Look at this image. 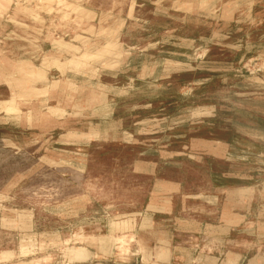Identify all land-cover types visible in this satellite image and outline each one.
<instances>
[{"label": "rangeland", "instance_id": "374dc122", "mask_svg": "<svg viewBox=\"0 0 264 264\" xmlns=\"http://www.w3.org/2000/svg\"><path fill=\"white\" fill-rule=\"evenodd\" d=\"M45 1L0 0V264H136L164 201L182 264L264 260V0Z\"/></svg>", "mask_w": 264, "mask_h": 264}, {"label": "crops", "instance_id": "0c3cea01", "mask_svg": "<svg viewBox=\"0 0 264 264\" xmlns=\"http://www.w3.org/2000/svg\"><path fill=\"white\" fill-rule=\"evenodd\" d=\"M151 207H154L152 210L153 212H149L147 214L148 218H143L142 223L143 225H146L147 228L157 229L154 244H146L143 239L140 241L145 243L141 244L138 241V236L135 235V239H137V243L139 244H131V249H136V253L140 256L137 258L136 264H182L184 263V258L180 255L181 254V244H177L175 241V238L173 236H170L167 231H161L159 225V218H166V217H173L172 212H168L169 209H171V205L164 201L163 204H150ZM154 205V206H152ZM252 212H244L243 214H232L230 211L227 213V220L221 219L223 222L219 225L209 224V227H212L213 229H226L227 233L232 234L238 227L237 225H240L241 223L243 226L247 225L248 217L251 216ZM239 218V222L236 223L234 220H231L230 218ZM229 218V219H228ZM162 220V219H160ZM241 222V223H240ZM240 223V224H239ZM152 225V226H151ZM208 227V225L206 226ZM141 229V227H140ZM204 230H201L203 233ZM196 244L195 254H192L187 260V262L191 264H264V260L261 261L259 257H249L248 254H245L242 250H237L235 248H230L227 250H223L224 248H228L230 246L224 244ZM206 247H212L215 248V251H211L208 253L204 252V249ZM79 249H83L84 256H82L81 261L82 263H88L91 258L89 256H86V254L89 253L90 248L89 247H78ZM201 250V252L199 251ZM88 251V252H87ZM117 251V248H116ZM135 253V254H136ZM13 264V263H12ZM22 264V263H18ZM95 264H128L124 261L123 258H121L120 254L117 253L115 260L112 262V260H99L96 261Z\"/></svg>", "mask_w": 264, "mask_h": 264}, {"label": "bare ground", "instance_id": "6f19581e", "mask_svg": "<svg viewBox=\"0 0 264 264\" xmlns=\"http://www.w3.org/2000/svg\"><path fill=\"white\" fill-rule=\"evenodd\" d=\"M42 1H45V0H42ZM50 1V0H49ZM74 1V0H73ZM46 2V1H45ZM46 5V4H45ZM52 6V5H51ZM154 6V5H153ZM84 11V10H83ZM159 11V10H158ZM89 12V11H88ZM75 13V12H74ZM102 13V12H101ZM145 13V12H144ZM88 14V13H87ZM91 14V13H90ZM126 15V14H125ZM82 16V15H81ZM90 16V15H89ZM88 16V17H89ZM101 17V16H100ZM97 19V18H96ZM139 19V18H138ZM35 20V19H34ZM111 20V19H110ZM33 28V27H32ZM40 29V28H39ZM32 30V29H31ZM97 31V30H96ZM110 37V36H109ZM33 38V37H32ZM8 39V38H7ZM13 39V38H12ZM20 39V38H19ZM95 40V39H94ZM76 42V41H75ZM91 43V42H90ZM83 46V45H82ZM89 46V45H88ZM38 47V46H37ZM43 53V52H42ZM62 54V53H61ZM54 55V54H53ZM47 57H49V56H47ZM1 58V57H0ZM20 58V57H19ZM52 58V57H51ZM57 58V57H56ZM67 58V57H66ZM5 60H6V58H5ZM5 60H2V61H5ZM61 60V59H60ZM7 61H9V59L7 60ZM12 61V60H11ZM6 63V62H5ZM7 63H9V62H7ZM10 64V63H9ZM4 65V64H3ZM5 66H6V64H5ZM11 69H12V67H10ZM63 78V77H62ZM63 85V84H62ZM31 102V101H30ZM27 103H29V102H27ZM24 104V103H23ZM20 105H21V103H20ZM19 106V105H18ZM25 108V107H24ZM66 134V133H65ZM102 138V137H101ZM102 140V139H101ZM115 140H118V139H115ZM121 141V140H120ZM80 142H82V141H80ZM120 143V142H119ZM123 145V144H122ZM121 145V146H122ZM89 147V146H88ZM118 147V146H117ZM113 148V147H112ZM112 150V149H111ZM49 151V150H48ZM56 153V152H55ZM48 154H50V153H48ZM51 154H53V153H51ZM63 154V153H62ZM65 154V153H64ZM46 155V154H45ZM54 155V154H53ZM52 155V156H53ZM56 155V154H55ZM60 155V154H59ZM65 156V155H64ZM56 157H57V155H56ZM63 157V156H62ZM52 158H54V157H52ZM59 158V157H58ZM50 159V158H49ZM57 159V158H56ZM64 159H66V158H64ZM51 160V159H50ZM82 162V161H81ZM70 163V162H69ZM84 164H85V162H84ZM70 165V164H69ZM62 168H60V170H61ZM72 169V168H71ZM79 174V173H78ZM80 175H81V173H80ZM84 176V175H83ZM77 184H78V182H77ZM156 187V186H155ZM154 187V188H155ZM158 187V186H157ZM233 191V190H232ZM157 193V192H156ZM156 195V194H155ZM158 196V195H157ZM81 231V230H80ZM78 255V254H77ZM79 256V255H78ZM81 258V257H80Z\"/></svg>", "mask_w": 264, "mask_h": 264}]
</instances>
